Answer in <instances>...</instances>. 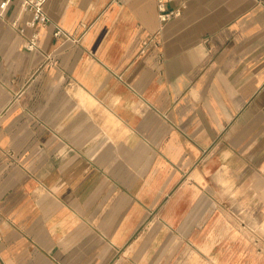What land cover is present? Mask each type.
I'll return each mask as SVG.
<instances>
[{
	"label": "crops",
	"instance_id": "crops-1",
	"mask_svg": "<svg viewBox=\"0 0 264 264\" xmlns=\"http://www.w3.org/2000/svg\"><path fill=\"white\" fill-rule=\"evenodd\" d=\"M26 1L0 0V264H264V0Z\"/></svg>",
	"mask_w": 264,
	"mask_h": 264
},
{
	"label": "built area",
	"instance_id": "built-area-1",
	"mask_svg": "<svg viewBox=\"0 0 264 264\" xmlns=\"http://www.w3.org/2000/svg\"><path fill=\"white\" fill-rule=\"evenodd\" d=\"M44 0H31L26 1V5L32 11L33 18L31 24L38 22L45 23L47 21V16L42 9ZM171 0H158L159 16L162 22H166L169 18L178 15L180 13L179 9H169L168 4ZM58 34V32H57Z\"/></svg>",
	"mask_w": 264,
	"mask_h": 264
}]
</instances>
